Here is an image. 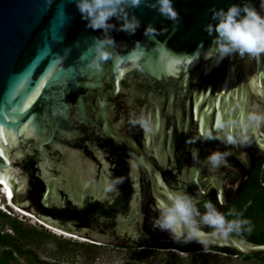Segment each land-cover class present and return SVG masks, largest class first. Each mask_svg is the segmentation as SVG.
Wrapping results in <instances>:
<instances>
[{"label":"water","instance_id":"water-1","mask_svg":"<svg viewBox=\"0 0 264 264\" xmlns=\"http://www.w3.org/2000/svg\"><path fill=\"white\" fill-rule=\"evenodd\" d=\"M172 3L176 22L157 0L127 7L140 22L129 34L115 18L107 33L87 27L77 0H0L3 203L93 244L264 254L262 244L206 226L201 242L153 228L175 191L201 213L208 201L222 213L264 156V121H248L264 115V54L222 58L204 31L217 23L210 9L250 4L264 15V0ZM149 25L159 34L145 35ZM106 36L112 58L92 71L89 49ZM215 151L231 153L226 165L207 162Z\"/></svg>","mask_w":264,"mask_h":264},{"label":"clouds","instance_id":"clouds-1","mask_svg":"<svg viewBox=\"0 0 264 264\" xmlns=\"http://www.w3.org/2000/svg\"><path fill=\"white\" fill-rule=\"evenodd\" d=\"M141 3L142 0H77V8L82 19L88 22L87 27L93 30L107 33L116 27L109 23L115 18L123 21L119 31L133 34L140 22L135 15L128 19L126 8L139 7ZM157 3L159 5L157 10L165 19L173 22L178 20L179 13L173 7L172 0H157ZM149 6L156 7L155 4ZM261 8L264 9V3ZM210 11L212 12L211 19L217 23L206 25L204 31L209 36L215 33L213 44L222 58L232 54H238L242 58L246 55L256 58L264 54V15H261L254 6L245 4L241 8L239 5L233 4L227 10L213 8ZM158 34L151 25L145 30V35L156 36ZM138 44L139 42H137ZM110 45H114V41L106 36L105 39L97 40L94 47L89 49L92 59L87 67L90 70L103 71L102 62H107L112 58V52L108 50ZM248 121L258 124L264 121V115L249 114ZM134 122L147 127V122L143 117ZM5 135L4 127L0 126V138ZM227 143L235 145L237 140L229 136ZM229 155H231L230 152L215 151L207 157V162L213 168H219L222 164H227L226 157ZM3 178H6L5 174L0 173V179ZM119 182V178H117L116 183ZM222 203L223 201H221ZM204 208L205 211L201 213L193 198L186 192H172L169 194L167 202L159 203V216L154 219L153 228L165 231L176 239L186 238L185 242H201L200 238L205 235L202 226L210 227L214 230V234L226 238L233 232H239L242 225L249 223V221L236 219L228 220L226 215L221 213L211 201L206 202Z\"/></svg>","mask_w":264,"mask_h":264},{"label":"trees","instance_id":"trees-1","mask_svg":"<svg viewBox=\"0 0 264 264\" xmlns=\"http://www.w3.org/2000/svg\"><path fill=\"white\" fill-rule=\"evenodd\" d=\"M222 213L228 220L249 221L248 224L242 225L239 232L229 235L264 245V156L256 161L239 194L224 205ZM96 247L94 244L70 243L60 240L41 227L29 225L0 211V264H61L59 259H73L79 250L83 252L81 255L83 264H87L95 253L93 249L98 248ZM150 249L153 248H124L123 250L130 252L131 258L121 264H140L146 261L152 256V252H148L151 251ZM162 250H172L176 252L175 254L191 256L199 254V252H179L170 248ZM208 252L218 253L220 257L239 259L244 264H264V254L243 255L228 248L210 249ZM44 254L46 255L45 260H40L39 255ZM175 254H168L167 259H179ZM51 258L55 260L48 261ZM193 262L192 264H207L206 260L196 259V262Z\"/></svg>","mask_w":264,"mask_h":264},{"label":"rangeland","instance_id":"rangeland-1","mask_svg":"<svg viewBox=\"0 0 264 264\" xmlns=\"http://www.w3.org/2000/svg\"><path fill=\"white\" fill-rule=\"evenodd\" d=\"M5 201L4 198L0 195V208H2L3 213L8 214L11 217H14L20 221H23L29 225L35 226V227H41L42 229L46 230L49 234H52L55 238H59L60 240H65L70 243H84V244H93V242L75 237L78 239H73L69 238L66 236H62L59 233L56 234L55 232L51 231L56 230L54 228H50L48 226H44L41 224V222H37L36 219H29L27 217H23L19 215L18 213H15L13 210L5 207L3 205V202ZM42 225V226H41ZM6 232H9L8 230H5ZM58 231V230H56ZM60 232V231H58ZM62 233V232H61ZM64 234V233H63ZM73 237V236H72ZM96 245L97 249L94 250L93 257L87 264H121L125 260H130L131 255L130 252H127L126 250L119 249V248H114V247H105L99 244H94ZM152 252V256L147 258L146 261H143L140 264H192L193 261L196 262L197 260L203 261L206 260L207 264H244L242 263L239 259H233L231 257H220L218 253L211 252L209 253L208 251L206 252H199L198 255H187V254H181L172 251V250H162V249H150ZM178 256L179 259L177 260H168L167 257L169 256L168 254H173ZM76 257L73 259L68 258L67 260L64 259H59V263L61 264H83L82 261V250L77 251ZM179 254V255H178ZM216 254V255H215ZM201 256V257H200ZM46 255L44 254L43 256L39 255L40 260H45ZM182 258V259H181ZM57 259V258H56ZM47 260V259H46ZM55 259H50L48 261L53 262ZM184 260V261H183ZM192 261V262H191ZM194 263V262H193ZM205 263V262H203ZM247 264V263H246Z\"/></svg>","mask_w":264,"mask_h":264},{"label":"bare ground","instance_id":"bare-ground-1","mask_svg":"<svg viewBox=\"0 0 264 264\" xmlns=\"http://www.w3.org/2000/svg\"><path fill=\"white\" fill-rule=\"evenodd\" d=\"M0 195L4 198V200L6 201L7 200V194H4V193H2L1 191H0ZM6 206V205H5ZM6 207H8V206H6ZM10 208V207H9ZM13 210V209H12ZM15 213H18V212H16L15 210H13ZM19 215H21V216H23V217H27V218H29V219H34V218H31V217H29V216H27V215H24V214H21V213H18ZM51 231H53V232H55L56 234H60V235H62V236H66V237H69V238H73V239H78V238H75V237H72V236H69V235H66V234H63V233H61V232H58V231H56V230H52L51 229Z\"/></svg>","mask_w":264,"mask_h":264},{"label":"flooded vegetation","instance_id":"flooded-vegetation-1","mask_svg":"<svg viewBox=\"0 0 264 264\" xmlns=\"http://www.w3.org/2000/svg\"><path fill=\"white\" fill-rule=\"evenodd\" d=\"M248 175H249V174H248ZM247 178H248V177H247ZM238 194H239V192H238ZM238 194H237V195H238ZM237 195H236V196H237ZM232 199H233V198H232ZM232 199H231V200H232ZM227 203H228V202H227ZM96 244H98V243H96ZM99 245H102V246H105V247H114V248H119V249H121V247H115V246L104 245V244H99ZM122 249H124V248H122ZM153 249H154V248H153ZM155 250H156V248H155Z\"/></svg>","mask_w":264,"mask_h":264},{"label":"built area","instance_id":"built-area-1","mask_svg":"<svg viewBox=\"0 0 264 264\" xmlns=\"http://www.w3.org/2000/svg\"><path fill=\"white\" fill-rule=\"evenodd\" d=\"M0 210L2 211V208H0Z\"/></svg>","mask_w":264,"mask_h":264}]
</instances>
